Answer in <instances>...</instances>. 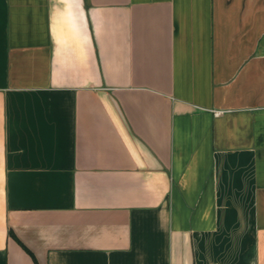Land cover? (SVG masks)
Segmentation results:
<instances>
[{
	"label": "crops",
	"instance_id": "obj_1",
	"mask_svg": "<svg viewBox=\"0 0 264 264\" xmlns=\"http://www.w3.org/2000/svg\"><path fill=\"white\" fill-rule=\"evenodd\" d=\"M0 264H264V0H0Z\"/></svg>",
	"mask_w": 264,
	"mask_h": 264
},
{
	"label": "trees",
	"instance_id": "obj_2",
	"mask_svg": "<svg viewBox=\"0 0 264 264\" xmlns=\"http://www.w3.org/2000/svg\"><path fill=\"white\" fill-rule=\"evenodd\" d=\"M9 233L11 234V235H13V233L9 230ZM14 236V235H13Z\"/></svg>",
	"mask_w": 264,
	"mask_h": 264
}]
</instances>
